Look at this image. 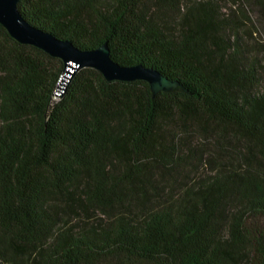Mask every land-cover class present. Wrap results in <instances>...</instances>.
<instances>
[{
  "label": "trees",
  "instance_id": "trees-1",
  "mask_svg": "<svg viewBox=\"0 0 264 264\" xmlns=\"http://www.w3.org/2000/svg\"><path fill=\"white\" fill-rule=\"evenodd\" d=\"M237 1L235 19L217 0L20 1L37 28L81 49L108 42L116 62L179 86L154 96L85 68L56 99L63 61L0 24V264H264V63L242 35L246 5L264 24V0ZM173 122H213L240 148L165 196L151 176L183 157L163 138Z\"/></svg>",
  "mask_w": 264,
  "mask_h": 264
},
{
  "label": "water",
  "instance_id": "water-1",
  "mask_svg": "<svg viewBox=\"0 0 264 264\" xmlns=\"http://www.w3.org/2000/svg\"><path fill=\"white\" fill-rule=\"evenodd\" d=\"M20 1L0 0V24L17 42L37 47L63 61L65 68L54 92L56 97H63L71 79L85 68L101 72L108 81L144 80L150 84L154 96L179 86V82L168 79L153 68L142 64L124 66L116 62L111 57L108 42L95 49H81L69 40L37 28L21 13Z\"/></svg>",
  "mask_w": 264,
  "mask_h": 264
},
{
  "label": "rangeland",
  "instance_id": "rangeland-1",
  "mask_svg": "<svg viewBox=\"0 0 264 264\" xmlns=\"http://www.w3.org/2000/svg\"><path fill=\"white\" fill-rule=\"evenodd\" d=\"M217 2L222 6V12L226 16H230L232 19L240 16L243 7L237 0H217ZM246 8L250 11L248 12L250 18L254 20L253 24H247V28L254 32L247 31L243 33V41L252 55L260 58L264 63V24L259 22V18L251 5H246ZM260 88L264 89V76L262 77ZM55 98L57 99L58 97L55 96ZM164 125V141L171 142L172 140H176L179 145L181 144L180 147L183 154L182 159L179 160V165L173 173L166 172L162 167H158L152 171V185L157 186L152 188V191L162 190L165 196L167 192L171 191L168 189H172V191L176 190L174 195H179L181 187L189 186L214 174V164L211 165L206 160L208 155L225 161V157H230L232 148H240V144L238 145L232 141L225 142V140H218L217 134L211 133L214 128H217L213 122H207V127L209 128L207 131L192 127L193 129H190V134H188L187 130L178 128V125L175 123ZM92 215L93 219L101 220L103 223L108 220L104 214L99 212L92 213ZM81 218L80 223L89 219L86 214H82ZM77 222V219L72 220V223Z\"/></svg>",
  "mask_w": 264,
  "mask_h": 264
}]
</instances>
